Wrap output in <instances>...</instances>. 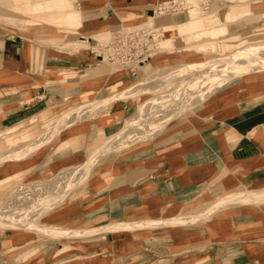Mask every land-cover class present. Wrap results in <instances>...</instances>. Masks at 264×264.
I'll use <instances>...</instances> for the list:
<instances>
[{
    "label": "crops",
    "instance_id": "obj_1",
    "mask_svg": "<svg viewBox=\"0 0 264 264\" xmlns=\"http://www.w3.org/2000/svg\"><path fill=\"white\" fill-rule=\"evenodd\" d=\"M45 1L48 3L40 5L42 9L55 7L50 0ZM71 1L78 8L68 10L74 15L69 14L67 18L62 16V19L69 24L83 23L80 26L82 31L91 34L93 31L89 30L94 29L89 27L98 22L106 23L107 27H117L123 21L135 19L125 17L124 11H120L123 13L120 18L118 10L139 15L137 19L153 18L156 5L169 0ZM253 3H262L257 9L264 8L263 0ZM231 4L223 0H209V7L212 5L215 10ZM66 6L71 7L68 3L63 7ZM175 13L172 16L175 22L187 18L186 14ZM46 15L48 19L49 12ZM254 15L229 22L227 33L233 35V31L264 21L263 11ZM28 19L21 8L0 3V78L5 82L4 85L0 84V132L44 110L36 108L44 103L43 87H35V96L26 87L30 84L28 76L36 78L41 74L38 70L44 67L49 58L45 50L41 53L40 46L37 48L36 40L46 39L41 35L57 27H50L54 25L53 22L36 23ZM7 30L13 33L5 35ZM92 38L88 36L90 42ZM31 39L30 49L28 41ZM35 55L38 63H35ZM85 55L77 63L87 66L89 59L99 61L89 48ZM34 63L36 69L32 73L29 66L33 67ZM47 66L68 65L48 64L44 70ZM73 87L78 86L65 85L63 89ZM66 92L72 93L70 90ZM30 95L32 101L27 100ZM210 104L212 106L208 110L198 109L181 118L182 125L188 126L186 130L179 128V120L168 123L166 135L140 143V147L119 159L103 162L101 172L89 182L84 202H76L73 207L66 206L49 218L57 216L59 219L56 223L73 221L76 227L89 226L94 229L135 220L170 219L182 213L186 206L194 208V204L208 203L219 191L264 187V71L246 75L240 83L227 86L215 94L205 107ZM130 107V104L125 106L124 115L133 110ZM193 129L197 132L192 133ZM94 136L96 134L88 137L93 139ZM81 154L82 150L68 153L49 161L47 166L51 170H58L81 159ZM252 206H246L245 211H236L240 215L232 213L231 218L217 215L203 223L180 224L179 228L172 225L149 226L140 232L139 237L123 227L117 231L103 229L99 231L100 235L96 233L73 243L67 241L65 245L57 239L41 240L34 247L40 253L34 254L30 262L29 256L19 257L20 261L16 256H7L6 247L0 245V264H264V210H253ZM222 217L230 218V230L234 235L212 240L210 227ZM14 239L20 237L8 235L1 242ZM195 243H202V249L195 248L193 252L178 256L173 263L162 259L160 250L164 247ZM51 255L53 257L49 261ZM199 259L201 261L196 262Z\"/></svg>",
    "mask_w": 264,
    "mask_h": 264
},
{
    "label": "rangeland",
    "instance_id": "obj_2",
    "mask_svg": "<svg viewBox=\"0 0 264 264\" xmlns=\"http://www.w3.org/2000/svg\"><path fill=\"white\" fill-rule=\"evenodd\" d=\"M23 1L31 2L37 6L48 3L45 0ZM196 1L201 8L200 14L207 15L209 11H215V7L212 5L204 9L200 4L203 0ZM207 1L209 2V0H204V2ZM256 1L262 0H232V2L231 0H223L225 3L232 4L217 11L221 19H224V14L227 11L240 13L248 8H251L250 12L239 19L249 15L255 16V13H262V11L264 14V8H256L262 3H253ZM50 2L55 7L44 9L43 16L37 12H24V17L30 18L29 21L36 23L53 22L54 25L50 27H57L56 30H59L60 33L52 36L44 32L41 36L46 39L36 40L37 48L40 46L41 53L45 50V55L47 54L49 58L45 61L44 67L42 66L38 70L42 73L36 75V78L42 82L37 81L34 76H28L30 84L26 88L31 91L32 95H36L34 92L35 87H43L44 95L42 97L44 103L36 108L44 110L40 114L31 116L27 120L0 132V204H3V201L5 202L8 197L15 193L20 182L42 181L63 175L61 176L62 180L57 179L56 183L51 186L49 196L44 199L42 206H37L35 209V212H37L35 219L26 223L15 221L14 216L17 215V219L21 217L19 216L20 210L19 212L16 211L17 213L13 211L10 214L12 216L3 217L5 219L9 218L11 223L15 222V224L10 223L0 227V242L2 238L4 240L8 235L17 234L21 236H19L20 239L4 241L0 245L6 247L7 256H16L17 258H15L18 261H20L19 257L29 256V262L34 259V254L40 253L37 247L34 248L35 243L41 240L57 239L65 245L67 241L73 243L77 240L81 241L87 239V237H92L96 233L100 235V228H95L93 233L73 235L75 232L85 231V229L91 227H76L73 221L67 224L56 223L59 217H49L60 209H65L66 206L73 207L76 202L79 204L84 202L89 182L101 172L103 162L119 159L127 152L140 147V143L166 135V125L168 123L179 120L177 123L180 126L179 128L186 130L185 128L188 126L181 123L183 116L190 115L198 109H210L212 104L205 106L210 102V99H213L215 94L229 85L240 83L246 75L264 71V21L250 28L233 31L231 32L233 35L228 34L226 31V36L217 35L214 38L205 37L196 41L193 35H186L185 31L180 30L178 26L179 23L187 22L192 17L190 7L194 0H189L188 4L185 0L183 8L175 11V15L186 14L187 18L184 21L175 22L174 17H172L174 11L169 15L159 16L158 18L156 17L158 14H155L153 18L139 17L140 19H137L139 15L136 16L125 10H118L117 13L120 18H122L123 13H126L125 17L135 18L136 20L123 21L117 27H107L106 23L98 22L96 25L89 27V29H94L89 30L93 33L87 34L80 28L83 23L72 22V24H69L62 19V16L67 18L69 14L74 15L73 12L69 13L68 10L78 8L71 0H61L60 2L50 0ZM0 3L13 5L12 0H0ZM66 3L70 4L71 7H63ZM120 11L124 12L121 13ZM47 12L50 15L48 19L46 17ZM12 21L19 23L18 20ZM153 23L161 26L163 38L167 35L176 38L172 44L161 48L147 69L140 70L138 74L132 75L125 67H112L101 60L89 59L90 64L87 66L77 63L86 57L85 54L89 48L87 41L89 35L97 40H107L122 25L135 27ZM165 30L168 31L167 34ZM12 33L7 30L5 35H11ZM83 34L86 37L85 39L81 37ZM28 42L31 49L32 39ZM202 42L208 45L202 48L200 45ZM228 42L235 45L225 47L224 45ZM34 57L35 63H38L36 55ZM48 64L68 66L55 68L47 66L46 70L51 69L55 73L61 74L56 79L47 80L45 79L46 70L44 69ZM69 66L77 68H69ZM33 69H36V64L33 67L29 66L32 73ZM111 71H116V73L109 81L100 76ZM68 78L71 80L70 82ZM0 84H5L2 77L0 78ZM65 85H77L78 87L63 89ZM61 88L65 91L63 92ZM68 90L72 93L68 94L66 92ZM32 95L27 100L32 101ZM128 104L131 105L130 109L133 107V110L124 115V108ZM98 120L101 121L100 124L95 125ZM86 126L89 128L88 130ZM196 132L193 129L192 133ZM155 133L156 136H154ZM94 134L96 136L93 139L88 137ZM38 143L39 145H37ZM23 150L27 152L14 156ZM78 150H82L80 155L82 158L78 161L65 165V167L58 170H51V167L47 166L49 161L68 153H75ZM248 189L240 187L222 191L223 194L219 191L214 193L208 203L199 206L196 205L200 203L194 204V208L186 206L183 212L176 215V217L158 219L168 220L167 223L158 225H172L179 228L180 224L196 221L203 223L217 215L230 216L231 218L232 213L235 212L233 215H240L236 211H245L246 206L250 207L253 204V210H264V200H253L249 197L237 196L239 193L248 192ZM207 190L205 191L207 192ZM232 196L236 197L230 201L222 200L229 199ZM213 204H217V207ZM191 208L193 209L191 210ZM1 214L0 217H2ZM227 218L222 217L210 227L212 240L234 235L230 230V218ZM149 220L158 221L155 219ZM140 221L120 222V224L124 223L122 228H115L114 226L117 223H114L105 225L106 227L103 226V229L117 231L126 227L132 233H135V236L139 237L140 232L146 227L158 226L143 224L137 227L131 225ZM26 224L30 228L26 227ZM59 233H65V235L60 236ZM201 244H182L177 247L168 246L167 249L164 247L162 251L159 250L163 255V260L167 263H173L178 256L193 252L195 248L202 249ZM52 257V255L49 256L48 260L50 261ZM199 261L201 260L199 259L196 262Z\"/></svg>",
    "mask_w": 264,
    "mask_h": 264
},
{
    "label": "built area",
    "instance_id": "obj_3",
    "mask_svg": "<svg viewBox=\"0 0 264 264\" xmlns=\"http://www.w3.org/2000/svg\"><path fill=\"white\" fill-rule=\"evenodd\" d=\"M183 4L184 0L162 1L156 5L154 12L161 15L179 11ZM200 4L204 9L209 7L208 1L203 0ZM163 36L161 26L155 23L135 27L122 25L107 40L92 38L90 42L88 39L89 50L98 60L112 67H125L129 73L136 75L140 70L147 69L156 53L161 50L160 41ZM62 175L54 179L20 182L15 193L0 204V214L2 217H8L12 211L20 210L21 217L17 219V215L14 216L15 221L26 223L35 219V209L42 206L44 199L49 196L51 186L57 179H61Z\"/></svg>",
    "mask_w": 264,
    "mask_h": 264
},
{
    "label": "bare ground",
    "instance_id": "obj_4",
    "mask_svg": "<svg viewBox=\"0 0 264 264\" xmlns=\"http://www.w3.org/2000/svg\"><path fill=\"white\" fill-rule=\"evenodd\" d=\"M25 2H27V3H25ZM25 2L23 0H12V3H13L12 7L21 8L23 10V12H27V13L37 12L41 16H43V14H44L43 12L45 11L44 10L45 8L42 9L41 6L34 5L33 3L28 2V1H25ZM186 2L188 4L189 0H187ZM258 2H260V1H256V3H258ZM21 4H22V6H21ZM199 6L200 5H198L197 1L194 0L192 6L190 7V15L192 17H190L189 21L178 24V26L180 27V30L185 31V34L186 35H193L194 38H196L195 39L196 41H199V40H201V39H203L205 37H207V38L208 37L214 38L217 35L226 36V31L228 30V22H230L232 20H237V19L241 18L245 14H248L250 12V10H251V8L244 9V11H241L240 13H235V12L227 11L226 14H224V19H221V16H219L217 10H215V11H209L207 13V15L200 14V11H201L200 9L201 8ZM169 14H171V13H165V14H161L159 16L169 15ZM58 33H60V32L57 31V30H55V31H53V30H51V31H45V34L52 35V36L54 34H57L58 35ZM167 33H168V31H166V34ZM175 38L176 37H173V36H170V35H167V37L162 38L161 41H160L161 48H164L165 46H168V45L172 44L173 41H175ZM200 45H201L202 48H204L208 44L202 42ZM232 45H235V44H231V43L228 42L224 46L225 47L226 46L227 47H230ZM238 52H242V51H238ZM263 60H264V58H263ZM115 73H116V71H111L108 74H104L103 73L100 76L106 78L107 81H109V79L111 77H114L113 75ZM44 75H45V79L52 80V79H56V78L60 77L61 74H57L54 71H52L51 69H47ZM63 82H65V81H63ZM101 120H103V118H101ZM97 122H95V125H99L101 121L98 120ZM37 145H39V143ZM26 152L27 151H25V150L19 151L14 156H19V155H22V154H24ZM237 196L247 197V198L249 197V198H251L253 200H259V199L260 200H264V187H260V188H249L248 189V192H246V193H239V194H237ZM235 197L232 196L229 199H222V200L230 201L231 199H234ZM54 198H55V196H54ZM213 206L217 207V204H213ZM218 206H220V205H218ZM206 210H204V211H206ZM14 212H16V211H14ZM13 214H15V213H13ZM201 216H202V214H201ZM167 222H168V220H158V221L148 220V221H140L138 223L131 224V225L132 226L139 227L140 225H143V224H147V225H158V224H164V223H167ZM10 223H11V221L9 220V218L8 219H5L3 217H0V227H2L5 224H10ZM12 223L15 224V222H12ZM28 224H26L27 225L26 227L30 228L28 226ZM123 224L124 223H122V224L117 223V224H115L114 227L115 228L116 227L122 228ZM104 227H106V226H104ZM104 227L100 228V230L103 229ZM93 232H95V229L94 228H88V229H85V231L75 232L73 235H76V234L77 235H79V234L80 235H84L85 233H93ZM63 234L65 235V233H59L60 236H64ZM12 235L21 236V235H17V234H12Z\"/></svg>",
    "mask_w": 264,
    "mask_h": 264
}]
</instances>
